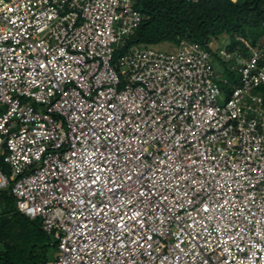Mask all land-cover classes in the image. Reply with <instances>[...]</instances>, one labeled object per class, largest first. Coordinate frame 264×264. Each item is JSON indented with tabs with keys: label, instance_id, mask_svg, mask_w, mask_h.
<instances>
[{
	"label": "built area",
	"instance_id": "built-area-1",
	"mask_svg": "<svg viewBox=\"0 0 264 264\" xmlns=\"http://www.w3.org/2000/svg\"><path fill=\"white\" fill-rule=\"evenodd\" d=\"M134 4L0 0V192L48 264H264V39L120 52Z\"/></svg>",
	"mask_w": 264,
	"mask_h": 264
},
{
	"label": "trees",
	"instance_id": "trees-1",
	"mask_svg": "<svg viewBox=\"0 0 264 264\" xmlns=\"http://www.w3.org/2000/svg\"><path fill=\"white\" fill-rule=\"evenodd\" d=\"M134 3L142 18L120 52L132 45H172L180 40L207 47L223 34L228 37V50L242 48L236 38L252 45L264 39V0H134ZM212 55L216 57L215 53ZM228 75L233 76L230 72ZM14 225L33 227L31 238L22 239L20 232L12 236ZM12 238L16 240L14 243L10 241ZM55 250V243L43 232L39 220H30L17 212L9 190L1 191L0 264H48Z\"/></svg>",
	"mask_w": 264,
	"mask_h": 264
},
{
	"label": "rangeland",
	"instance_id": "rangeland-1",
	"mask_svg": "<svg viewBox=\"0 0 264 264\" xmlns=\"http://www.w3.org/2000/svg\"><path fill=\"white\" fill-rule=\"evenodd\" d=\"M210 43H211V46H212L213 49L223 48L228 43V37H227V35L223 34V35L219 36L217 39L212 40ZM169 47L170 46H168L166 44H161L159 46V48H161V49H168ZM219 62H221V61L217 57H214V60H213L212 64H213V66L215 68H217L220 71V69H221L220 65L222 67H224L225 64L224 63L222 64V62L221 63H219ZM219 87H220V89H223L222 84H219ZM0 169L3 170V172L6 175L9 174L7 166L3 165L1 162H0ZM12 228H13V232H10V234L12 236H16L15 234L18 233V232H20V237L22 239H24L25 237L26 238H31V236H32V232L31 231H33V227H31V226H27L26 227L24 225H14ZM7 241H9V240L7 239ZM10 241H11V243H14L16 240L14 238H12V240H10ZM55 252H56V250H55ZM54 259H55V253H54V255L52 256V258L50 259L49 262H52Z\"/></svg>",
	"mask_w": 264,
	"mask_h": 264
},
{
	"label": "snow or ice",
	"instance_id": "snow-or-ice-1",
	"mask_svg": "<svg viewBox=\"0 0 264 264\" xmlns=\"http://www.w3.org/2000/svg\"><path fill=\"white\" fill-rule=\"evenodd\" d=\"M98 179V178H97Z\"/></svg>",
	"mask_w": 264,
	"mask_h": 264
}]
</instances>
